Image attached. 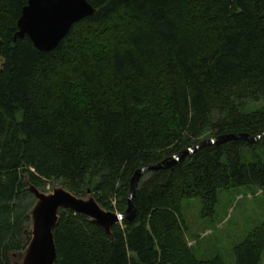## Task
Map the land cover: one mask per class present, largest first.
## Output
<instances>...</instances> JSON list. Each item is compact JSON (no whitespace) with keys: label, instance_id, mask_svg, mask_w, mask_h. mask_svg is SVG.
Masks as SVG:
<instances>
[{"label":"trees","instance_id":"obj_1","mask_svg":"<svg viewBox=\"0 0 264 264\" xmlns=\"http://www.w3.org/2000/svg\"><path fill=\"white\" fill-rule=\"evenodd\" d=\"M87 1L94 13L40 51L14 38L27 0H0V264L27 244L25 174L123 212L138 168L204 136L264 131V0ZM263 150L264 136L237 138L146 171L134 216L112 235L60 209L56 264H226L196 256L181 203L199 197L205 215L220 190L264 194ZM263 251L264 222L234 247V264H259Z\"/></svg>","mask_w":264,"mask_h":264},{"label":"water","instance_id":"obj_2","mask_svg":"<svg viewBox=\"0 0 264 264\" xmlns=\"http://www.w3.org/2000/svg\"><path fill=\"white\" fill-rule=\"evenodd\" d=\"M94 11L95 8L87 0H27L17 20L14 38L26 35L38 50L50 51L59 44L74 23L92 15ZM263 136L264 131L255 135L239 132L207 137L190 144L161 162L138 168L130 179L127 208L123 212L103 208L90 189H87L86 195L82 196L74 194L61 184H53L48 191L42 190L32 184L25 174L27 189L35 200L27 212L29 220L24 230V240L27 244L24 249L13 254L10 264H56L53 229L58 223L60 209H70L84 215L91 223L103 228L108 235H112L113 225L121 224L122 220H131L134 216L131 199L146 171L171 168L176 162L207 145L220 144L237 138L254 143Z\"/></svg>","mask_w":264,"mask_h":264},{"label":"rangeland","instance_id":"obj_3","mask_svg":"<svg viewBox=\"0 0 264 264\" xmlns=\"http://www.w3.org/2000/svg\"><path fill=\"white\" fill-rule=\"evenodd\" d=\"M260 155L264 158V150ZM243 156L250 159L245 150ZM52 183L47 182L44 190H51ZM54 184L59 182L55 181ZM181 213L186 227V240L198 258L220 256L226 264H234V247L253 228L264 222V194L256 186L230 187L218 191V200L212 213L203 215L199 197L184 199ZM259 264H264V251Z\"/></svg>","mask_w":264,"mask_h":264}]
</instances>
